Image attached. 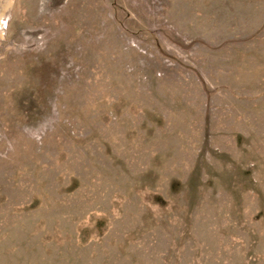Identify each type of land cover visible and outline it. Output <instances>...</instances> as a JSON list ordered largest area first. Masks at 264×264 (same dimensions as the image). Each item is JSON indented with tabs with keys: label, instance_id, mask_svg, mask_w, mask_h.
<instances>
[{
	"label": "rangeland",
	"instance_id": "rangeland-1",
	"mask_svg": "<svg viewBox=\"0 0 264 264\" xmlns=\"http://www.w3.org/2000/svg\"><path fill=\"white\" fill-rule=\"evenodd\" d=\"M0 264H264V0H0Z\"/></svg>",
	"mask_w": 264,
	"mask_h": 264
}]
</instances>
